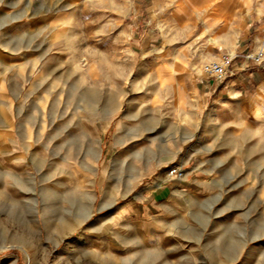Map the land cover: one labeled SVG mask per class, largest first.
Here are the masks:
<instances>
[{
  "label": "rangeland",
  "instance_id": "rangeland-1",
  "mask_svg": "<svg viewBox=\"0 0 264 264\" xmlns=\"http://www.w3.org/2000/svg\"><path fill=\"white\" fill-rule=\"evenodd\" d=\"M135 21L149 22L141 0H0V264H116L101 248L106 209L138 198L219 125L210 153L191 160L206 174L187 264H264V71L237 84L243 94L186 96L241 73L233 61L222 80L203 72L234 54L206 49L191 84L171 80L157 68L165 54L136 45ZM259 25L252 70L264 69Z\"/></svg>",
  "mask_w": 264,
  "mask_h": 264
},
{
  "label": "crops",
  "instance_id": "crops-1",
  "mask_svg": "<svg viewBox=\"0 0 264 264\" xmlns=\"http://www.w3.org/2000/svg\"><path fill=\"white\" fill-rule=\"evenodd\" d=\"M141 1L149 22L140 29L135 21L129 31L138 47L154 45L159 53L165 54L160 64L157 61V68L168 79H183L191 84L201 64L212 57V52H206V49H218L219 53L227 49L234 54L233 70L236 64L241 73L232 75L220 88H211L212 83L201 89L196 83L195 89L185 88L186 96L193 95L198 100L203 91L206 97H223L230 90L236 95L243 94L246 88L238 90L237 84L247 78L249 84L260 74L259 70L264 71L249 69L253 38L264 17L263 7L254 8L255 0ZM150 24L154 25L153 29ZM168 49H173L171 54L167 53ZM191 106L198 111L203 103L194 101ZM220 126L215 135L204 132L196 136L198 146L193 148L186 162L182 160L166 168L168 171L170 167H180L184 171L182 178H169L162 174L148 184L138 198L116 202L106 209L112 231L102 235L101 248L108 257L116 260V264H183L184 260L187 264L190 251L195 252L198 246L189 232L192 224L189 213L196 210L194 200L205 188L203 174H206L191 160L195 153L200 154L199 158L201 154L210 153V146L220 137ZM52 189L48 186L46 200L51 197ZM46 200L42 212L45 218L50 219L53 211ZM65 228L64 224H47L50 232L63 233Z\"/></svg>",
  "mask_w": 264,
  "mask_h": 264
},
{
  "label": "built area",
  "instance_id": "built-area-1",
  "mask_svg": "<svg viewBox=\"0 0 264 264\" xmlns=\"http://www.w3.org/2000/svg\"><path fill=\"white\" fill-rule=\"evenodd\" d=\"M231 61L232 58L228 56H225L222 62L212 60L204 65L203 72L210 79L222 80L227 74V68L231 65ZM167 176L169 178H182L184 171L180 167L173 166L168 169Z\"/></svg>",
  "mask_w": 264,
  "mask_h": 264
},
{
  "label": "bare ground",
  "instance_id": "bare-ground-1",
  "mask_svg": "<svg viewBox=\"0 0 264 264\" xmlns=\"http://www.w3.org/2000/svg\"><path fill=\"white\" fill-rule=\"evenodd\" d=\"M1 56V55H0ZM7 63L10 62L9 60L6 61ZM160 70V68H158ZM113 219V218H112Z\"/></svg>",
  "mask_w": 264,
  "mask_h": 264
}]
</instances>
